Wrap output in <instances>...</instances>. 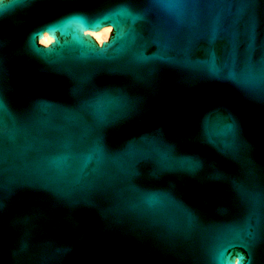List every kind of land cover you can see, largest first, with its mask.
<instances>
[{
	"label": "water",
	"instance_id": "water-1",
	"mask_svg": "<svg viewBox=\"0 0 264 264\" xmlns=\"http://www.w3.org/2000/svg\"><path fill=\"white\" fill-rule=\"evenodd\" d=\"M237 261L264 264V0H0V264Z\"/></svg>",
	"mask_w": 264,
	"mask_h": 264
},
{
	"label": "clouds",
	"instance_id": "clouds-1",
	"mask_svg": "<svg viewBox=\"0 0 264 264\" xmlns=\"http://www.w3.org/2000/svg\"><path fill=\"white\" fill-rule=\"evenodd\" d=\"M103 31L106 32V33H109V32H112V28H111V27H107V28H104ZM42 42H43L44 44H48V43H50V40H49V38L46 36ZM236 264H239V262L237 261Z\"/></svg>",
	"mask_w": 264,
	"mask_h": 264
}]
</instances>
